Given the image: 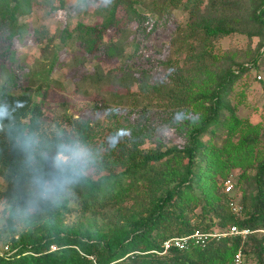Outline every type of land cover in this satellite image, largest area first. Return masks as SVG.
Returning a JSON list of instances; mask_svg holds the SVG:
<instances>
[{
  "label": "trees",
  "instance_id": "1",
  "mask_svg": "<svg viewBox=\"0 0 264 264\" xmlns=\"http://www.w3.org/2000/svg\"><path fill=\"white\" fill-rule=\"evenodd\" d=\"M34 2L0 0V218L8 237L0 264H234L238 252L244 264H264V120L239 117L231 103L233 87L264 70V0H106L101 23L63 28L60 45L72 43L99 64L116 60V75L154 105L122 116L96 102V116L107 111L103 122L63 116L65 127L43 116L45 92L22 83L48 80L56 56L32 74L15 63V43L29 35L20 19ZM38 5L55 12L65 0ZM178 12L187 14L184 24ZM131 26L132 51L124 54L106 37ZM166 26L175 57L157 63L166 69L163 86L143 59ZM233 36L247 45L221 52L219 42ZM83 61L74 57L73 66ZM231 227L250 233L207 236L162 254L172 238Z\"/></svg>",
  "mask_w": 264,
  "mask_h": 264
},
{
  "label": "rangeland",
  "instance_id": "2",
  "mask_svg": "<svg viewBox=\"0 0 264 264\" xmlns=\"http://www.w3.org/2000/svg\"><path fill=\"white\" fill-rule=\"evenodd\" d=\"M34 8L32 12L20 19V22L26 26L28 36L26 35L20 41L15 43V63L23 68V73L32 74L52 63L56 56V63L51 70L48 80L40 81L38 79H23L22 83L29 92H33L40 88L41 92H45L43 99L42 113L47 119L50 126L55 127L56 123H62L63 116H71L73 118L81 117L85 119L99 121L104 120L107 116V111L95 115L92 110L94 104L104 102L108 109L114 108L116 114L122 116L130 112H134L144 106L154 105L153 98L148 94H140L138 85L131 82L128 77L122 76L120 73L117 76L116 68L120 66L116 60L107 61L106 63H98L95 60L86 59L83 53H77L75 49L68 43L66 46L60 45V33L63 28H73L77 23L85 25H96L101 23L103 15V7L106 0H87V2H78L79 0H65V7L62 10L50 12L46 8L39 6L40 0H34ZM147 4L150 0H141ZM140 12H144L143 5L138 6ZM176 14V13H175ZM177 23L184 24L187 19V14L178 12ZM158 18L153 15L151 20ZM133 26L127 28L125 32H114L107 35L106 40L111 43L116 42L119 49L124 53H131L132 49L129 46L131 38L130 31ZM172 27L166 26L156 32L151 40L156 51H147L146 57L143 59L146 62L145 66L152 65L155 69L152 71L151 81L156 79V82L163 86H167V81L164 78L163 66H158L157 63L168 58H174V46L169 43L171 39ZM258 44V39L253 38L250 44L254 49ZM166 45H169L167 48ZM247 45V39L243 36H233L224 38L219 42V49L232 50L244 48ZM83 59V63L78 67H74V57ZM83 57V58H82ZM264 68V66H263ZM87 70V72H84ZM108 73L101 80L95 78L97 72ZM254 76L261 81L253 83L252 78L243 79L240 83L233 87L231 94V103L236 107V114L244 119L251 120L256 124L260 121V117L264 120V70L261 73L253 71ZM113 78H109L110 76ZM117 76V77H116ZM165 84V85H164ZM169 86V85H168ZM250 87L248 92H242L245 88ZM16 93L18 91H15ZM33 99L40 102V95L33 93ZM264 125V121H262ZM167 138H173V131L165 130L163 132ZM174 139V138H173ZM150 148L149 142L145 145ZM62 162L67 158L58 156ZM0 180V185H2ZM238 198V197H237ZM238 202V199L234 201ZM76 220L75 215H68L65 223H72ZM5 220L0 218V254L5 250L8 237L3 232ZM53 250V248H52ZM247 264H253L248 262Z\"/></svg>",
  "mask_w": 264,
  "mask_h": 264
},
{
  "label": "built area",
  "instance_id": "3",
  "mask_svg": "<svg viewBox=\"0 0 264 264\" xmlns=\"http://www.w3.org/2000/svg\"><path fill=\"white\" fill-rule=\"evenodd\" d=\"M232 188H233L232 182L230 180H227L224 183V191H225V193H230L232 191ZM232 205H233V210L234 211H237V210L240 209L239 207H237V205H235V203H232ZM249 233H250V231L247 230V229H237L235 227H231L226 232L217 233V234H213V235H206L205 236V235H200L199 233H194L193 235L188 236V237L172 238V239H170L168 241H165L163 243V252H162V254H164L165 252H167L171 248H176V249H179V250L186 249L188 244H189V242L195 241V240H200L202 238H206L207 236L216 237V238L217 237H227V236H234V237L239 236V237L244 238ZM6 250H8V249L5 247L4 251H6ZM234 264H244L241 252H238L235 255Z\"/></svg>",
  "mask_w": 264,
  "mask_h": 264
}]
</instances>
